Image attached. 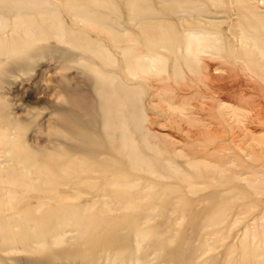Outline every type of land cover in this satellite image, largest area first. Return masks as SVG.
Here are the masks:
<instances>
[{
  "label": "rangeland",
  "instance_id": "374dc122",
  "mask_svg": "<svg viewBox=\"0 0 264 264\" xmlns=\"http://www.w3.org/2000/svg\"><path fill=\"white\" fill-rule=\"evenodd\" d=\"M3 1L0 234L24 219L48 222L58 199L76 212L147 219L151 246L136 250L134 229L119 232L138 264H177L176 249L187 264L242 262L245 244L264 259V0ZM187 29L216 34L187 54ZM14 57H26L25 68L3 71ZM125 132L145 165L130 166ZM15 157L32 160L23 167ZM203 216L218 224L193 230ZM213 228L219 246L208 249ZM51 234L30 249H0V264H73L77 252L66 248L87 246L75 230Z\"/></svg>",
  "mask_w": 264,
  "mask_h": 264
},
{
  "label": "bare ground",
  "instance_id": "6f19581e",
  "mask_svg": "<svg viewBox=\"0 0 264 264\" xmlns=\"http://www.w3.org/2000/svg\"><path fill=\"white\" fill-rule=\"evenodd\" d=\"M91 1H95L97 2V0H91ZM0 2H4L3 0H0ZM43 10V8H41L40 6L38 7V9ZM70 8L75 10L76 12H81L83 10H81V5L80 4H75V3H70ZM135 11V9H134ZM139 16V17H138ZM136 15V17H134V20H140V19H144V18H149L150 17V13H144V14H139ZM140 18V19H139ZM185 32H187V37H186V52L187 54H190L193 52L194 47L197 51H202L203 49V45L202 43L205 42V37L212 35V34H216L215 31H211L209 32L208 30L205 29H192L189 30L187 29ZM244 38L248 39L249 36L245 34V36H243ZM208 41V40H207ZM258 44L256 43V46ZM260 46V45H258ZM12 47H15V45H12ZM259 52L264 55V45L263 47H259ZM18 56H25L22 54H18ZM19 57V59H15L11 58L14 60V65L10 66V68H6L3 69V71H6L7 73L10 72H16L18 71H22V69H24L25 67V61H26V57L21 58ZM155 57L151 56L150 59H154ZM159 60V58H158ZM138 62V61H136ZM136 63V66H134V68L136 67V69L139 70H144L146 71V68H144L143 64H139ZM17 69V70H16ZM101 80V82H98L99 87L103 86V89L108 91V84H107V79L103 78L102 76H99V78ZM121 92L124 93L123 91V87H120ZM101 90V88H100ZM98 90V91H100ZM126 92H128V90H125ZM103 92V91H101ZM129 93V92H128ZM132 93V92H131ZM135 93V92H134ZM132 94L133 98L136 96V94ZM131 95V94H130ZM264 98V97H263ZM122 103L123 99L121 100ZM124 104H119V107L117 108V111H121V108H123ZM125 107V106H124ZM125 110L123 111V115L125 119V121L127 120V115L125 114ZM71 124V123H70ZM264 127V124H263ZM125 126H124V131H125ZM264 137V136H263ZM80 140L79 142H77L75 145L73 146L75 147V149L81 151L83 150L84 147V143H83V137L80 136L79 137ZM134 139L131 138L127 132H125V134L122 136L121 138V144H122V150L123 152H125V156L128 158V160L130 161V166H134L135 164H139L140 162L142 164H146V159L144 158H140L138 156V149L136 148V145L134 144ZM16 161L19 165L23 166V167H28L30 165L29 160H32L31 158L28 160H24V158H16ZM140 161V162H139ZM139 162V163H137ZM134 164V165H133ZM118 182V181H117ZM53 199H56L54 197H51ZM126 200V199H125ZM44 204H41V206ZM40 206V207H41ZM55 208H51L54 210H50L47 211L45 210V216L46 218H48V222L45 221L43 218V216L41 217L40 221L38 220L37 223L35 224L34 221H32L31 219H24L22 222L20 221V230L17 233L11 234V233H2L0 234V240H1V244H0V249H4V251H7L5 249H18V250H24V249H28L29 248V243H42L43 242V233L45 231H50L51 237H54V239H57L63 235H65V233L68 232H74V230L77 232V235L74 237H81V241L82 244H86L87 246L84 248L80 247V245L78 244H71L68 247L70 248H66V250H74L77 252V254H75V256H73L71 259H74L73 264H121L123 262H129L132 264H138L140 261H143V257L141 256H135L134 258H132L131 256H127V251L131 249V247L129 246V239H131V237L128 236V234L126 233L125 235H120L119 232H123V229H134V236L133 239H131V241L133 240L134 243V247L136 248V250H138L141 246L146 245L151 246V240H148V237L146 236V232L150 231V229H148V227H142V224H145L146 221H148L147 219L143 220L142 222L138 223H130L128 221L130 216H109V217H102L101 215H96V214H91V213H85V212H76L74 211L76 205H72L70 203H60V201L58 199H56L55 201ZM30 210H28L27 212H29ZM25 218H29V217H25ZM219 218L216 217H206L203 216L201 217V219L199 220V222H197V225H191V228L193 230H196V228H199L200 230L202 229H209L212 227H215L218 223ZM49 225V226H48ZM104 225H107L108 228L103 227ZM39 226V228H38ZM48 227V228H47ZM59 227H61L60 230L61 232L58 233V229ZM58 228V229H57ZM8 229L11 230L10 227H8ZM16 229V228H15ZM104 229V230H103ZM137 229V231H136ZM160 229V228H159ZM212 231H209V233H207V237L203 236L204 242L207 243L206 248L211 249L213 247H217L219 246V244H217L216 240H215V234L216 232H219L217 229L213 228L210 229ZM103 231H108L107 232V237H103L102 240H97L95 241V239L93 237H96L100 232ZM97 232L98 234H96L95 236H92V233ZM55 233V234H54ZM82 235H87V236H81ZM152 233V232H151ZM158 233V232H157ZM54 234V235H53ZM148 234V233H147ZM91 235V236H90ZM204 235V234H203ZM88 237L93 238V239H88ZM88 239V240H87ZM128 242V243H127ZM152 243H156L155 241H153ZM257 247V246H256ZM31 248V247H30ZM29 248V249H30ZM176 249V247L174 248ZM256 249V248H254ZM12 250V251H13ZM15 250V251H16ZM65 250V251H66ZM182 250V249H181ZM179 249L176 250H171L168 252L174 253L175 256H171L172 260H176L175 262L177 264H187L186 260L189 258L184 257V253L183 251H181ZM244 251H245V256H243V261L242 262H233L230 261L228 259L226 260H220V259H215L213 261L210 260H206V261H202V263H197L194 262V264H264V259L261 261L259 260L260 255L254 253L252 254L251 252H247V247L246 244L244 245ZM247 252V253H246ZM61 253L57 254V257L54 259H59V257H61ZM64 255V253H63ZM55 257V256H54ZM247 257V258H246ZM66 260L67 258L64 257ZM63 258V259H64ZM34 263L38 264L39 260L34 259L33 260Z\"/></svg>",
  "mask_w": 264,
  "mask_h": 264
}]
</instances>
